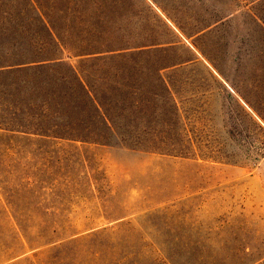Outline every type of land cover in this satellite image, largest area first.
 I'll use <instances>...</instances> for the list:
<instances>
[{
  "label": "rangeland",
  "instance_id": "obj_1",
  "mask_svg": "<svg viewBox=\"0 0 264 264\" xmlns=\"http://www.w3.org/2000/svg\"><path fill=\"white\" fill-rule=\"evenodd\" d=\"M27 1L0 0V21H25L32 14ZM40 1L45 12L61 15L56 0ZM113 1L117 10L125 7V0ZM133 1L148 18L139 30L164 34L148 7ZM155 2V13L181 39L160 55L176 64L162 76L175 87L181 122L168 125L152 114L154 76L144 72L151 64L145 60L86 62L88 80L101 96L120 93L136 103L128 123L141 144L193 151L169 156L132 151L111 138L105 145L98 136L85 142L0 133V264H264V37L252 19L264 14V4ZM27 29L18 30L22 41L30 38ZM188 48L198 59L179 63ZM99 71L106 76L99 79ZM13 79L0 78V99L15 93L7 92ZM16 81L25 87L29 78ZM44 88L52 92L55 84ZM73 238L86 240L84 250L58 255L38 247Z\"/></svg>",
  "mask_w": 264,
  "mask_h": 264
},
{
  "label": "trees",
  "instance_id": "obj_2",
  "mask_svg": "<svg viewBox=\"0 0 264 264\" xmlns=\"http://www.w3.org/2000/svg\"><path fill=\"white\" fill-rule=\"evenodd\" d=\"M139 1L166 27L164 34L139 30L148 18L134 10L133 0L122 2L125 7H121V10L113 7V2H116L113 0H56V8L61 14L57 16L44 11H48L44 2L28 0L26 4L32 14L25 15L29 16L25 21L23 18L17 22L1 20L0 78L15 77L7 83V92L15 93H2L7 99H0V133L20 138L34 136L85 142L98 136L105 140V145L112 144L109 141L111 138L117 141L115 144L119 143L132 151L181 157L191 154V145L164 142L141 144L135 138L139 135L133 136L132 126L128 123L134 120L138 108L136 103L126 97L118 99L120 93L112 97L101 96L88 80L91 73L86 69V62L104 64L120 60L126 64L145 60L151 64L144 72L154 76L152 114L158 113L161 121L168 125L183 119L181 102L173 94L175 87L170 86L162 76L163 70L176 64L163 63V57L160 56L180 43L181 39L155 13L152 8L155 0ZM252 1L264 4V0ZM252 19L264 37V14L255 12ZM26 26L32 33L27 32L30 38L27 39L28 35L23 37L26 40L24 42L21 37L24 32L18 33V30ZM201 32L203 30L198 33ZM31 38L32 42H28ZM188 50L189 58L179 63L198 59L191 49ZM218 72L223 75L221 71ZM101 75L103 78L106 76L103 71H99L97 77L102 79ZM18 77L29 78L25 87L19 86L16 81ZM224 78L228 81V78ZM49 80L55 84L52 92L44 88ZM234 90L241 95L236 87ZM245 102L262 119L246 99ZM249 117L261 129L250 114ZM153 118L157 119L158 116L154 114ZM17 229L28 248H31L23 227L17 225ZM85 241L81 238L56 240L38 247L47 246L41 250L65 255L84 250Z\"/></svg>",
  "mask_w": 264,
  "mask_h": 264
}]
</instances>
